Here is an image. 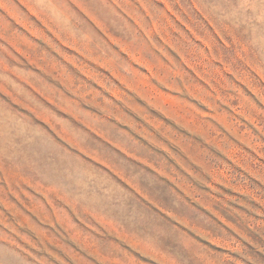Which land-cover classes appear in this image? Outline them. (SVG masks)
I'll list each match as a JSON object with an SVG mask.
<instances>
[{"label": "rangeland", "instance_id": "obj_1", "mask_svg": "<svg viewBox=\"0 0 264 264\" xmlns=\"http://www.w3.org/2000/svg\"><path fill=\"white\" fill-rule=\"evenodd\" d=\"M0 264H264V0H0Z\"/></svg>", "mask_w": 264, "mask_h": 264}]
</instances>
